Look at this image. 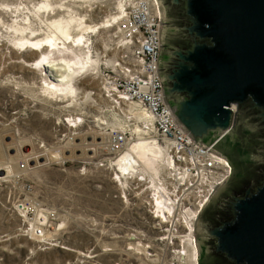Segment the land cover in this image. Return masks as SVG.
<instances>
[{
  "label": "rangeland",
  "instance_id": "obj_1",
  "mask_svg": "<svg viewBox=\"0 0 264 264\" xmlns=\"http://www.w3.org/2000/svg\"><path fill=\"white\" fill-rule=\"evenodd\" d=\"M52 1L58 9H41L42 16H86L95 27L88 33L92 44L88 46L94 58L102 59L117 34L116 25L109 27L116 20L106 21L118 14L122 0ZM40 2L44 0H0V177L8 175L5 182L0 180V264H114L119 259L128 264H152L142 259L138 247V229L144 227L146 216L141 201L131 192L123 199L112 173L97 166L107 157L104 132L120 127L123 118L100 98V83L93 74L83 75L78 82L80 93L95 91L91 101L85 97L77 101L45 95L42 75L33 69L36 57L16 40L21 33L12 26H18L17 21L26 24L25 16L37 11ZM34 15H30L31 27L45 29ZM16 51L20 55L17 59ZM80 112L86 115L84 126L69 130L62 124L68 114ZM31 137L38 141L37 145L31 143ZM30 151L35 167L19 171V162ZM15 175H20L19 181L13 179ZM28 184L33 187L30 193L25 190ZM26 201L40 211L58 213V222L48 235L59 240V246L40 249L35 240L24 236V222L30 217L23 218L18 210ZM171 262L167 255L156 264Z\"/></svg>",
  "mask_w": 264,
  "mask_h": 264
},
{
  "label": "water",
  "instance_id": "obj_2",
  "mask_svg": "<svg viewBox=\"0 0 264 264\" xmlns=\"http://www.w3.org/2000/svg\"><path fill=\"white\" fill-rule=\"evenodd\" d=\"M156 1L170 114L231 166L196 221L198 264H264V0Z\"/></svg>",
  "mask_w": 264,
  "mask_h": 264
},
{
  "label": "built area",
  "instance_id": "obj_3",
  "mask_svg": "<svg viewBox=\"0 0 264 264\" xmlns=\"http://www.w3.org/2000/svg\"><path fill=\"white\" fill-rule=\"evenodd\" d=\"M117 13L116 21L109 26L117 27L115 42L105 50L95 77L100 83V98L111 104L116 115L123 118V124L104 132L107 157L97 166L112 173L123 199L127 193H134L144 207V227L138 229L142 259L156 264L170 255V264H187L189 249L197 248L195 227L200 212L231 175V166L213 146L199 145L170 114L158 72L160 14L157 1L122 0ZM95 94L89 89L85 98L91 101ZM130 105H137L138 110L145 113V120L126 114ZM86 121L85 113L80 112L68 114L62 124L74 130L84 126ZM140 136L163 148L165 163L155 181L141 169L124 175L118 168V160ZM31 143L37 145L38 141L31 137ZM32 152L19 162V171L35 167L31 165ZM7 176L4 173L0 180ZM13 179L19 181L20 175ZM25 190L32 192V185H26ZM19 207L20 216L30 217L24 222V236L35 240L40 249L59 246V240L48 235L58 222L57 212L40 211L28 201ZM114 264H128V261L119 259Z\"/></svg>",
  "mask_w": 264,
  "mask_h": 264
},
{
  "label": "bare ground",
  "instance_id": "obj_4",
  "mask_svg": "<svg viewBox=\"0 0 264 264\" xmlns=\"http://www.w3.org/2000/svg\"><path fill=\"white\" fill-rule=\"evenodd\" d=\"M40 5L39 9L37 11H31L30 15L35 14L36 18L40 20L39 22L44 24L46 28L43 29L42 27L37 30L31 27L33 22L31 16L28 15L25 16V19H28L26 24L17 21L18 26H12V28H14L16 32L21 33V35H25L26 33L25 36L20 37L21 35H19V38H15L19 44L21 43L20 46H22V48L31 50L34 55L33 58L36 57L33 62L34 64L36 63V67L33 66L34 68H32L35 70L38 69L42 75L44 85L43 92L45 95H50L52 97H72L79 101L85 97L84 95L86 93L84 90L80 93L81 88L78 86V82L82 80L80 77L83 75L87 76V74H93L95 76V72L99 70L101 65L100 63L102 62L101 58H94L92 49L88 46V43L90 46L92 45L90 41L91 38L89 39L88 33L93 32L92 30L95 27L89 23L88 19H85L86 16H79L77 18V15H72L74 13L68 17L61 16L59 18H56L57 15H52L51 18L47 19L42 16V10L45 9L47 11L50 8L51 10L53 8L55 9L53 1L44 0V2H40ZM5 6L9 7L11 5L6 4ZM18 8L16 9L19 11ZM23 9L29 10V8L26 7ZM63 10L64 9H62V11ZM13 12H16L15 9ZM76 12L75 14H77ZM18 16L19 15L16 17ZM116 18L117 15L111 16V19L106 22H111ZM39 30L42 31V33H38ZM76 30H78V33L74 34V31ZM86 48L87 50H85ZM17 51L15 53L16 59L20 56ZM138 108L139 107L137 105H130L127 108V113H125L132 117L145 120V113L138 110ZM99 146H101V144ZM53 157L54 156L52 155V158ZM164 163L165 157L163 148L157 142L141 137L122 155V157L118 160L117 165L120 172L124 175L125 173L141 169L149 174L153 181H155L160 173V170L163 169ZM160 202L161 201L159 200L158 203ZM22 209H26L25 205H23ZM197 258L198 247L190 248L187 264H198Z\"/></svg>",
  "mask_w": 264,
  "mask_h": 264
},
{
  "label": "flooded vegetation",
  "instance_id": "obj_5",
  "mask_svg": "<svg viewBox=\"0 0 264 264\" xmlns=\"http://www.w3.org/2000/svg\"><path fill=\"white\" fill-rule=\"evenodd\" d=\"M222 146H224V144ZM224 153H225L226 156H228L230 158V160H231V162L233 164V168H234L232 178L230 179L229 183H227V185L232 187L233 189H236L237 191H243V186L248 182V180H246L247 178H245L242 181H240L239 183L234 185V183H235L234 180L237 177V160L226 149H224ZM246 160H247V158H245V154H244V152H242L241 153V161H242V163H244V164L248 163L249 164L250 162H247L248 160L247 161ZM251 169H254V166Z\"/></svg>",
  "mask_w": 264,
  "mask_h": 264
}]
</instances>
